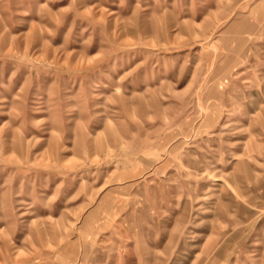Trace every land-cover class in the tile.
<instances>
[{
	"label": "rangeland",
	"instance_id": "1",
	"mask_svg": "<svg viewBox=\"0 0 264 264\" xmlns=\"http://www.w3.org/2000/svg\"><path fill=\"white\" fill-rule=\"evenodd\" d=\"M0 264H264V0H0Z\"/></svg>",
	"mask_w": 264,
	"mask_h": 264
}]
</instances>
